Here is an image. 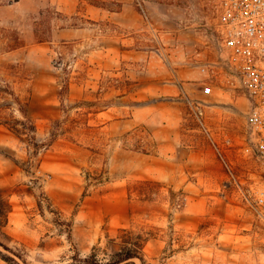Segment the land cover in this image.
Instances as JSON below:
<instances>
[{
	"label": "rangeland",
	"instance_id": "obj_1",
	"mask_svg": "<svg viewBox=\"0 0 264 264\" xmlns=\"http://www.w3.org/2000/svg\"><path fill=\"white\" fill-rule=\"evenodd\" d=\"M147 1L188 8L202 36L201 79L179 95L172 67L147 52L159 49L155 35L101 52L84 16L100 0H0V190L13 205L0 229L13 253L0 244V264H108L128 251L136 258L124 264H264L253 207L264 164L243 138L246 101L225 75L199 69L215 55L219 0ZM78 28L86 37H64ZM185 97L205 101L203 123ZM94 192L111 194L117 214L131 205L133 226L87 254L74 243L46 253L43 236L68 230Z\"/></svg>",
	"mask_w": 264,
	"mask_h": 264
},
{
	"label": "crops",
	"instance_id": "obj_2",
	"mask_svg": "<svg viewBox=\"0 0 264 264\" xmlns=\"http://www.w3.org/2000/svg\"><path fill=\"white\" fill-rule=\"evenodd\" d=\"M100 1L102 3L99 5L89 4L84 16L93 22L94 37L101 44V52H109L119 43L125 45L131 39L136 40L139 34L146 36L145 33H149L155 35L159 49L155 46V49L151 47L147 52L150 56L160 52L172 67V91L175 95L194 86V82L201 79L192 56L195 45L200 46L199 40L202 36L200 31L194 28L196 25L191 10L164 1L155 4L139 0L149 14V21H146L137 9L135 0ZM68 13L72 12L69 10ZM119 30L123 36L118 35ZM86 31V28L64 29L63 35L86 37ZM180 108L182 109L181 106ZM112 198L111 194L102 196L99 192L88 196L85 205L75 213L68 230L64 225L56 224L54 230L43 236L41 240L45 242V252L59 257L69 251L70 244L74 243L81 254H87L96 244H102L105 239L113 238L119 231L132 227L133 221L123 218L133 207L125 204L119 214L118 210L112 212L106 202ZM77 200L75 194L74 201ZM9 225L12 226L11 217Z\"/></svg>",
	"mask_w": 264,
	"mask_h": 264
},
{
	"label": "built area",
	"instance_id": "obj_3",
	"mask_svg": "<svg viewBox=\"0 0 264 264\" xmlns=\"http://www.w3.org/2000/svg\"><path fill=\"white\" fill-rule=\"evenodd\" d=\"M215 35V58L199 69L208 78L225 75L245 99L243 138L254 147L257 161L264 164V0H219ZM204 93L213 95L212 83L205 86ZM185 100L203 123L205 101ZM253 207L264 222V186L254 191Z\"/></svg>",
	"mask_w": 264,
	"mask_h": 264
},
{
	"label": "trees",
	"instance_id": "obj_4",
	"mask_svg": "<svg viewBox=\"0 0 264 264\" xmlns=\"http://www.w3.org/2000/svg\"><path fill=\"white\" fill-rule=\"evenodd\" d=\"M21 112L26 115V111L21 109ZM13 210V205L9 201L7 197L3 194V192L0 190V229H4L8 226L9 224V215ZM1 246H3L6 250L11 251L7 246L2 244L0 242ZM12 252V251H11ZM13 253V252H12ZM114 260L111 263L108 264H124L128 262L131 259L136 258L135 254L132 252H120L114 255ZM12 260L15 262L14 259L7 258L6 261ZM85 264H100L98 260L96 259H91V258H86L84 260Z\"/></svg>",
	"mask_w": 264,
	"mask_h": 264
}]
</instances>
